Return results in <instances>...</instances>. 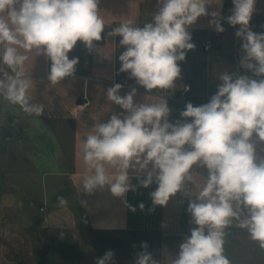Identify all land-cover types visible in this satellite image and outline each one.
Segmentation results:
<instances>
[{
    "label": "clouds",
    "instance_id": "clouds-1",
    "mask_svg": "<svg viewBox=\"0 0 264 264\" xmlns=\"http://www.w3.org/2000/svg\"><path fill=\"white\" fill-rule=\"evenodd\" d=\"M256 2L232 0V14L225 19L230 26L239 25L235 36L242 40V66L264 77V33L250 28ZM158 3L152 20L142 27L125 22L107 33L121 38L119 72L149 92L176 87L181 78L178 62L195 47L188 28L209 15L208 0ZM216 3L222 6L223 0ZM97 6L98 0H0V44L4 45L0 64L12 73L0 79V96L26 113L41 116L44 108L30 103L27 95L30 81L23 66L28 57L17 49H35L47 57L51 61L47 79L53 85L73 76L79 60L69 58V53L77 42L92 50L94 42L102 39L105 24ZM210 15L209 24L218 33L225 31L220 13ZM219 79L222 83L210 101L201 106L187 103L180 113L182 120L176 123L168 119L165 100L138 105L134 103L136 88L121 96L122 85L116 83L106 90V100L122 112L92 125L84 135L83 161L88 172L82 179L87 193L108 186L114 196L123 198L136 191L130 170L145 172L141 186L155 182L158 186L150 196L154 205L164 206L186 180H192L193 165L207 169V182L189 200L187 209L197 227L179 245L171 264H230L224 255L223 229L233 219L264 248V159L257 163L251 142L254 134L264 141V78L234 79L225 72ZM188 90L185 86L184 91ZM106 166L113 169L111 174ZM57 204L64 207L67 199L58 196ZM241 206L248 212L244 218ZM140 247L134 264H157L147 242ZM114 256L108 250L96 264H112Z\"/></svg>",
    "mask_w": 264,
    "mask_h": 264
},
{
    "label": "crops",
    "instance_id": "crops-1",
    "mask_svg": "<svg viewBox=\"0 0 264 264\" xmlns=\"http://www.w3.org/2000/svg\"><path fill=\"white\" fill-rule=\"evenodd\" d=\"M208 3L209 15L199 17L188 28L195 47L187 51L184 61L178 62L181 78L175 82L179 87L184 82H190L194 89L193 103L199 105L204 102L197 98L204 99L206 103L210 101L218 85L222 83L219 76L225 72L234 79L240 76L257 80L264 78L241 64L245 53L241 47L242 40L235 36L239 25L230 26L225 19L232 14L234 5L227 6V0H223L222 6L216 0H208ZM97 7L105 24L102 39L94 42L95 47L88 51L85 69L79 67V61L73 76L53 85L47 79L51 61L43 54L39 55L35 49L29 52L17 49L19 54L28 57L23 71L30 81L27 93L30 103L42 106L44 111L41 116L27 113L28 124L23 129V139L15 143L19 150L20 164L15 169L17 177H14L11 186L17 188L18 194L15 192L10 196L11 202L16 205L20 214L27 212L38 216L39 229L71 234L81 238L83 244H88L94 233L136 229L137 217L142 218L145 212L140 210L133 191L121 198L114 196L108 186L97 188L91 193L83 190L82 178L88 172L83 161L84 135L92 125L122 112L118 105L106 100V90L119 83L122 85L120 95L123 96L136 88L134 103L138 105L163 100L143 90L135 80L129 79L127 73L119 72L121 65L118 57L124 50L119 45L121 38L107 35L112 28L125 22L142 27L145 20L143 0H98ZM213 12L220 13L218 19L225 31L218 33L209 24L212 19L210 14ZM250 28L256 33H264V0H257ZM206 40H211L213 44L210 51L203 47ZM81 43L78 41L75 48L78 45L79 48H84ZM3 48L4 45L0 44V52ZM73 57L75 56L70 52L69 58ZM5 73L12 75L7 66L0 64L2 79H6ZM212 83L216 86L213 87ZM166 102L169 105V100ZM75 111L78 112L77 115L74 114ZM251 142L259 163L264 159V141H260L254 134ZM18 145H22V151ZM21 158H26L27 167L23 165ZM43 164L46 170L43 169ZM106 167L111 174L113 169ZM191 174L192 180H186L167 204L160 206L158 217L148 218H152L148 223L161 231L163 242L170 241L173 237L184 241L190 236L191 229L197 227L191 222L192 217L187 209L189 200L198 196L208 176L195 169L191 170ZM145 176V172L135 173L130 170V181L134 186ZM157 186L153 182L148 188L152 193ZM58 196L67 199L66 206H58ZM41 207H44L43 211L40 210ZM232 228L228 225L223 229L224 255L230 264H255L257 261H264L263 248L254 244L250 246L237 232L231 233ZM38 251L36 250L37 253Z\"/></svg>",
    "mask_w": 264,
    "mask_h": 264
},
{
    "label": "rangeland",
    "instance_id": "rangeland-1",
    "mask_svg": "<svg viewBox=\"0 0 264 264\" xmlns=\"http://www.w3.org/2000/svg\"><path fill=\"white\" fill-rule=\"evenodd\" d=\"M231 4L232 0H229L228 5ZM159 6L158 0H143L144 24L152 20ZM79 47L74 48L71 53L80 61L79 67L85 69L89 49L85 46ZM212 86L215 87L216 84L212 83ZM197 100L206 104L204 99L197 98ZM187 103L201 106L189 101L169 100L170 122L176 123L182 120L180 113ZM27 124V113L18 104H12L0 96V264H65L66 262L96 264L97 258L102 257L108 250L115 253L112 264H134L136 254L142 250L140 247L142 242H147V251L152 253L157 264H171L183 241L181 238L173 237L172 240L163 242L161 231L148 223L152 220L151 217L155 219L158 217L160 205L153 204L150 189L142 187L140 183L137 184L136 191H133V196L139 207L143 204L145 212L142 218L137 217L136 229L94 233L93 239H89L88 244H83L81 238L65 232L39 229L38 216L27 212L20 214L15 208L16 205L12 204L10 196L12 197L15 192L18 194L17 188L11 186L14 177H17L15 169H18L20 164L19 150L15 143L23 139V129ZM18 147L23 150L22 145ZM21 159L23 165L27 167L26 158ZM43 169L46 170L45 165ZM192 169L202 171L208 176L207 169L200 165H193ZM233 207L236 208L235 202ZM239 211L241 218L248 215L247 209L242 206ZM149 216L151 217L148 220ZM229 226L233 227L230 229L231 233L237 232L250 246L260 245L251 238L246 229L237 226L235 219ZM34 228L36 230H33ZM36 250H39L38 253ZM255 264H264V261H257Z\"/></svg>",
    "mask_w": 264,
    "mask_h": 264
},
{
    "label": "built area",
    "instance_id": "built-area-1",
    "mask_svg": "<svg viewBox=\"0 0 264 264\" xmlns=\"http://www.w3.org/2000/svg\"><path fill=\"white\" fill-rule=\"evenodd\" d=\"M203 47L206 51H210L213 47V44L211 40H206L203 42ZM188 87V91H184V87ZM143 90L147 91L146 89L143 88ZM193 85L190 82H184L182 86H177L173 89L169 90H152L151 94L163 99V100H180V101H185V102H193L194 98V92H193ZM77 111L74 112L75 115H77ZM41 211L44 210V207L40 208Z\"/></svg>",
    "mask_w": 264,
    "mask_h": 264
},
{
    "label": "trees",
    "instance_id": "trees-1",
    "mask_svg": "<svg viewBox=\"0 0 264 264\" xmlns=\"http://www.w3.org/2000/svg\"><path fill=\"white\" fill-rule=\"evenodd\" d=\"M228 3H229V0H227V6H228ZM231 5H233V3Z\"/></svg>",
    "mask_w": 264,
    "mask_h": 264
}]
</instances>
